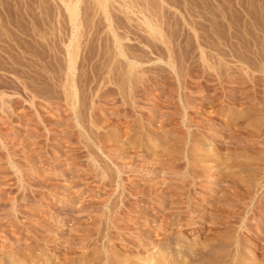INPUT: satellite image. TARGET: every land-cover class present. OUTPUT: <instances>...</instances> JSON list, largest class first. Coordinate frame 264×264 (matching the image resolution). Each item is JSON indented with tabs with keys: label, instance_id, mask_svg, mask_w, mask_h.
Listing matches in <instances>:
<instances>
[{
	"label": "rangeland",
	"instance_id": "obj_1",
	"mask_svg": "<svg viewBox=\"0 0 264 264\" xmlns=\"http://www.w3.org/2000/svg\"><path fill=\"white\" fill-rule=\"evenodd\" d=\"M0 207L1 264H264V0H0Z\"/></svg>",
	"mask_w": 264,
	"mask_h": 264
},
{
	"label": "bare ground",
	"instance_id": "obj_2",
	"mask_svg": "<svg viewBox=\"0 0 264 264\" xmlns=\"http://www.w3.org/2000/svg\"><path fill=\"white\" fill-rule=\"evenodd\" d=\"M76 43V42H75ZM72 45V44H71ZM73 46V45H72ZM71 48V47H70ZM121 52V51H120ZM71 53V52H70ZM122 53V52H121ZM71 55V54H70ZM73 56V55H72ZM124 56V55H123ZM127 57V56H126ZM69 58V57H68ZM73 58L71 57L70 58V60H69V70L71 71L72 70V63H73V60H72ZM114 70H116V69H114ZM114 70H112L113 72H114ZM128 71V70H127ZM127 71H124V72H127ZM117 72V71H116ZM66 75V74H65ZM128 75V74H127ZM65 78H66V76H65ZM75 79V78H74ZM67 80V79H66ZM68 81V80H67ZM68 83V82H67ZM72 84V83H71ZM74 85V84H73ZM71 88V87H70ZM70 90V89H69ZM71 91V90H70ZM74 92V91H73ZM65 94V93H64ZM67 95V94H66ZM71 96V95H70ZM68 97H69V95H68ZM70 99H71V97H69ZM120 124V123H119ZM1 208V207H0ZM14 219V218H13ZM249 219V218H248ZM12 220V219H11ZM10 221V220H9ZM170 222V221H169ZM184 223V222H183ZM170 224V223H169ZM244 226H247V225H244ZM254 226V225H253ZM13 227V226H12ZM252 227V226H251ZM20 228V227H19ZM243 228V227H242ZM254 228V227H253ZM24 229V228H23ZM159 229V228H158ZM9 231H12V230H9ZM161 231V230H160ZM243 231V230H242ZM18 232V231H17ZM151 232V231H150ZM167 232V231H166ZM156 233V232H155ZM27 234V233H26ZM16 238V237H15ZM20 241H21V239H20ZM15 242V241H14ZM17 242H19V239H17ZM234 243V242H233ZM7 244V243H6ZM10 245V244H9ZM19 245H22V244H19ZM18 247H20V246H18ZM9 248V247H8ZM204 248V247H203ZM4 249V248H3ZM19 249V248H18ZM190 249H191V247H190ZM213 249V248H212ZM22 250V249H21ZM203 250V249H202ZM207 250V249H206ZM192 251V250H191ZM193 251H195V250H193ZM197 251V250H196ZM195 251V252H196ZM227 251V250H226ZM8 252V251H7ZM164 252V251H163ZM199 252H201V251H199ZM207 253H208V251H206ZM166 253V252H165ZM194 253V252H193ZM203 253H204V251H203ZM203 253H200V257L202 256L201 254H203ZM206 253V254H207ZM222 253V252H221ZM220 253V254H221ZM227 253V252H226ZM1 254V253H0ZM176 254H178V255H176ZM192 254V253H191ZM214 254V253H213ZM196 255V257H197V255H199L198 253H195L193 256H195ZM204 255V254H203ZM217 255H219V254H217ZM225 255V254H224ZM157 256V255H156ZM192 256V257H193ZM205 256H207V255H205ZM211 256V255H210ZM209 256H207V258H208ZM224 257H226V255L224 256ZM232 257V256H231ZM180 258H182V257H180L179 256V252L178 253H175V255H174V257H172V261H171V263H176L177 262V260H179ZM202 258V257H201ZM191 259V258H190ZM213 259H214V257H213ZM218 259V258H217ZM5 261V260H4ZM229 261V260H228ZM9 262V261H8ZM161 262V261H160ZM236 262V261H235ZM2 263V262H1ZM0 263V264H1ZM11 263V262H10ZM14 263V262H13ZM223 263V262H222ZM17 264V263H16ZM225 264V263H224Z\"/></svg>",
	"mask_w": 264,
	"mask_h": 264
}]
</instances>
